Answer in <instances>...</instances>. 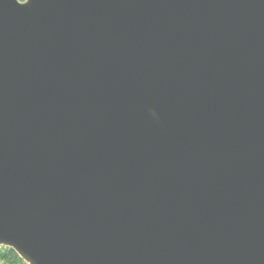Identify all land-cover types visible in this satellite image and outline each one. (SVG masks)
I'll return each instance as SVG.
<instances>
[{
  "label": "water",
  "instance_id": "water-1",
  "mask_svg": "<svg viewBox=\"0 0 264 264\" xmlns=\"http://www.w3.org/2000/svg\"><path fill=\"white\" fill-rule=\"evenodd\" d=\"M2 248L264 264V0H0Z\"/></svg>",
  "mask_w": 264,
  "mask_h": 264
},
{
  "label": "trees",
  "instance_id": "trees-1",
  "mask_svg": "<svg viewBox=\"0 0 264 264\" xmlns=\"http://www.w3.org/2000/svg\"><path fill=\"white\" fill-rule=\"evenodd\" d=\"M23 1V0H19ZM0 263L1 264H24L18 256L9 249H0Z\"/></svg>",
  "mask_w": 264,
  "mask_h": 264
}]
</instances>
